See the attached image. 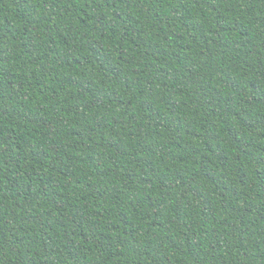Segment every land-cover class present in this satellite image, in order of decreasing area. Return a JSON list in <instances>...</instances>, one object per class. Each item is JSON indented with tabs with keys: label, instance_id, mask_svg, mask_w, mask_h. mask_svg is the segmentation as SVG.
<instances>
[{
	"label": "trees",
	"instance_id": "16d2710c",
	"mask_svg": "<svg viewBox=\"0 0 264 264\" xmlns=\"http://www.w3.org/2000/svg\"><path fill=\"white\" fill-rule=\"evenodd\" d=\"M0 264H264V0H0Z\"/></svg>",
	"mask_w": 264,
	"mask_h": 264
}]
</instances>
